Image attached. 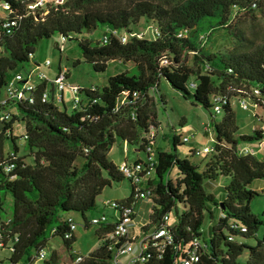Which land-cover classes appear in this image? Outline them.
Returning <instances> with one entry per match:
<instances>
[{"label":"trees","instance_id":"16d2710c","mask_svg":"<svg viewBox=\"0 0 264 264\" xmlns=\"http://www.w3.org/2000/svg\"><path fill=\"white\" fill-rule=\"evenodd\" d=\"M34 1L0 0L5 11L0 17V94L11 74L35 61L38 42L54 34L64 41L74 39L82 61L95 72L105 71L110 60L131 62L133 72L110 75L100 88H80L79 104L70 112L63 100L54 99L48 81L37 82L29 91L31 103L20 99L0 105L10 116L0 127V211L2 197L11 198V214L3 217L0 212V250L9 263L60 264L49 246L56 238L69 252V262L79 256L76 264H111L107 236L114 224L96 226L98 244L85 256L72 251L76 236L71 224L77 213L84 228H90L92 216L87 213L95 209L98 195L124 179L106 155L121 141L142 152L144 159L155 157L147 181L152 186L148 215L138 229L161 224L165 214L175 216L169 225L172 243L161 252L147 249L144 264H181L192 250L197 259L190 264H264V205L259 213L252 211L251 202L261 194L249 188L255 179L264 181V159L255 154L264 129L239 133L230 103L248 97L263 107L264 42L247 47L242 31L230 28L237 14L264 15V0H142L128 8L86 6L105 0H63L30 8ZM140 19L143 30L138 31ZM9 21L14 23L4 26ZM98 29V39L88 36ZM219 29H230L234 46L225 52L206 51L211 33ZM162 79L191 105L208 112L212 149L198 162L190 159L200 154L197 148L179 156L177 146L184 141L173 124L168 125L170 150H147L150 132L159 125L158 107L166 104ZM47 84L48 99L42 101ZM15 120L23 123L30 162L18 156L11 130ZM4 162L13 163L11 171L3 170ZM219 179L224 181L220 199L206 187V182ZM130 186L129 195L120 199L125 203L132 200ZM214 209L220 212L216 219ZM40 249L45 254L38 259Z\"/></svg>","mask_w":264,"mask_h":264},{"label":"rangeland","instance_id":"374dc122","mask_svg":"<svg viewBox=\"0 0 264 264\" xmlns=\"http://www.w3.org/2000/svg\"><path fill=\"white\" fill-rule=\"evenodd\" d=\"M142 0H105L97 4L86 5L88 8H106V7H130L135 2ZM160 4L162 0H151ZM5 14L2 6L0 5V17ZM138 31L143 30V22L140 19L136 23ZM241 30L246 38V46L253 47L260 45L264 42V15L255 12L254 16L236 15V18L232 22L230 29ZM230 29H219L211 33L209 44H207L205 50L213 52H225L229 51L234 46V39L229 34ZM91 38L98 39L100 37V29L93 31L90 35ZM45 59L50 60V66H44L42 61ZM80 60L79 63L73 64L76 60ZM35 63L38 65L33 68V75L36 76L40 73H45L46 76L51 75L53 70L60 66H65L68 70L69 76L66 78V84H74L81 88L97 86L100 88L106 83L107 77L114 75L118 72L128 70L133 72L131 62H121L120 60H110L107 63V68L103 72L93 71L91 65L87 62H83L81 53L77 42L74 39L63 41L59 34H54L49 38H44L38 42L35 47ZM57 71V70H56ZM54 72V75L56 73ZM53 75V77H54ZM48 83V82H47ZM160 90L165 95L166 104L158 107L157 118L159 125L157 129H154V137L152 148L156 145L161 149H168V138H170L171 132L168 128L169 124H173L176 127V134L180 138L186 136L187 141L182 142L177 146V152L180 157L188 155L189 150L197 148L201 149L204 146H210L213 139V131L211 123L209 122L208 112L200 106L191 105L187 100L183 99L181 95L171 88L165 80H161ZM239 91L240 89H235ZM243 91V90H242ZM245 92V91H244ZM4 95L1 91L0 99ZM64 102L66 105V111L70 112L73 109V94L67 86L64 88ZM231 106L235 113L238 123V132L241 134L250 133L252 130L260 129L264 123V110L255 107L250 104V111L242 108L236 99H231ZM250 103V102H249ZM183 118V124L179 126V119ZM218 118V117H217ZM12 134L16 136L18 156H23L24 161L30 162V158L26 156L27 152L24 149L23 123L19 120H15L12 123ZM156 140V142H155ZM125 147V148H124ZM11 149L10 141L5 140L4 150ZM255 154L264 159V143L255 151ZM107 158L111 160L115 165L119 164L123 160L127 163H133L136 159H144V154L140 151H136L132 145H125L121 141H116L106 152ZM204 157V153L193 155L191 160L196 162L200 161ZM172 178L174 172L171 173ZM151 178V176H150ZM223 180H215L206 182V187L212 190L216 197L220 199V191L222 192ZM249 188L256 190L261 195L256 196L251 202V209L255 213H259L264 205V181L261 179L253 180ZM131 190L128 180L123 179L120 182L112 183L111 186L105 187L96 199L95 209L89 211L87 216L98 215L101 210L106 212L109 209L104 208L101 205L103 200L107 199H123L129 195ZM2 195V193H1ZM147 201L145 200L137 210L136 222L143 223L148 215V209L146 208ZM3 217H7L11 214V198L7 194L2 197V211H0ZM214 218L216 219L220 212L214 209ZM72 217L75 221V236L76 240L72 245V251L76 255L85 256L91 250H93L98 241L94 235V229L96 226L91 225L90 228H84L82 224V218L79 214L73 213ZM175 220L174 213H171L168 224H172ZM204 228V227H203ZM261 230L258 231L260 234ZM247 242L252 243V238L245 239ZM50 248L54 249L59 256L60 264L68 263L70 255L64 246L56 238L50 239ZM243 262L244 257L239 259ZM0 264H10L7 259V253L0 250Z\"/></svg>","mask_w":264,"mask_h":264},{"label":"built area","instance_id":"2783aa9c","mask_svg":"<svg viewBox=\"0 0 264 264\" xmlns=\"http://www.w3.org/2000/svg\"><path fill=\"white\" fill-rule=\"evenodd\" d=\"M62 1L63 0H35L32 5H29V7H44L45 5L61 3ZM13 23L14 21L5 22L4 26H10ZM140 34L141 32H139V35ZM119 38L121 41H125L126 39L124 35H120ZM62 40L64 41L63 38ZM42 64L49 67L51 63L49 59H45L42 61ZM37 65L38 64L35 63V61H32L25 71L14 72L8 77L4 86V95L0 99V105H5L10 100L20 99L28 100L31 103L32 97L29 96V91L37 82L48 81L53 84L52 95L56 101L60 103L63 100L62 92L64 91L65 86H67L73 94V107H77L80 100L79 89L81 87L74 84H66L65 81L68 73L67 68L65 66L58 68L54 77L49 81L45 73H40L36 76L33 75V68ZM189 85L191 87L195 86L194 82H190ZM89 88L93 89L94 87ZM253 92L255 94L259 93L256 89H254ZM48 95V88H46L40 95L41 100H47ZM222 101L224 102L223 99ZM260 101L263 104V107L258 106L248 97H239L238 99L239 105L248 111L251 110L250 104L253 105L254 108L259 107L264 110V96H261ZM214 111L215 114L219 113V107L217 105L214 107ZM9 119V114L5 110L0 109V127L3 122L8 121ZM262 126L264 129V123ZM150 137L151 140L147 146L148 151L153 149L152 139L154 137V129L151 130ZM187 139L188 138L186 136L182 137L183 141H187ZM263 143L264 130L262 139L258 143L259 148ZM211 149L212 145L204 146L200 150H197L200 153H206ZM154 163L155 157L153 154H150V156L146 159L139 162L134 161L133 163H127L126 161H122L119 163L117 165L119 172L122 174L124 179L128 180L130 184L133 185L132 200L128 203L118 199L103 200L101 205L113 212L111 218L103 211L90 218L91 224L95 226H99L107 222H112L114 224V228L107 236L108 239L111 240V243L108 246V248L112 251L110 260L111 264H144L143 262L148 256L147 249L154 248L156 252H161L166 245L172 243L173 238L168 224L169 215L165 214L162 216L161 224L149 227L144 231H140L135 223L137 203L145 200L149 203V197L152 196V186H149L147 181L150 179V176H152ZM2 167L5 172H9L13 168V163L4 162ZM71 228H75V223L71 224ZM44 254L45 251L40 249L38 259L42 258ZM188 257L189 260H184L181 264H190V261H195L197 259L194 250L189 252ZM80 259L81 258L79 256H76L73 261L64 264H76Z\"/></svg>","mask_w":264,"mask_h":264},{"label":"crops","instance_id":"0c3cea01","mask_svg":"<svg viewBox=\"0 0 264 264\" xmlns=\"http://www.w3.org/2000/svg\"><path fill=\"white\" fill-rule=\"evenodd\" d=\"M62 67H64V66H60V64L58 63V65H57V67L53 70V72H52V74L51 75H48L47 77H48V80L50 81L52 78H53V75H54V72L58 69V68H62ZM67 76H69V74H67ZM47 88L49 89V84H47ZM85 88V87H84ZM64 92V91H63ZM63 92H62V98H63V101H64V95H63ZM3 97V96H2ZM65 103V102H64ZM169 140H168V145H169V148L168 149H165V151H169L170 150V138H168ZM155 142H156V140H155ZM124 143V146L125 145H128L127 143H125V142H123ZM125 148V147H124ZM161 149V148H159L157 145H156V143H155V148H153V149ZM161 150H164V149H161ZM123 161H126V160H123ZM121 163V162H120ZM116 165H118V164H116ZM144 202L145 201H140V202H138L137 203V205H136V212H135V223H136V226H139V225H142V224H144V222L143 223H141V224H139L138 222H136V217H137V210L142 206V205H144ZM148 206H149V203L147 202V205H146V208L148 209ZM106 212L105 210H101V212ZM109 216H110V218H111V216H112V214H113V212L112 211H108V212H106ZM33 264H41L39 261H34L33 262Z\"/></svg>","mask_w":264,"mask_h":264},{"label":"snow or ice","instance_id":"6c2138e0","mask_svg":"<svg viewBox=\"0 0 264 264\" xmlns=\"http://www.w3.org/2000/svg\"><path fill=\"white\" fill-rule=\"evenodd\" d=\"M5 7H7V5H5Z\"/></svg>","mask_w":264,"mask_h":264}]
</instances>
